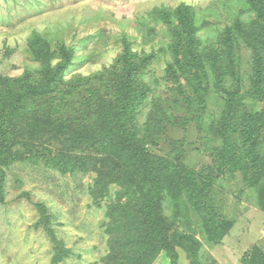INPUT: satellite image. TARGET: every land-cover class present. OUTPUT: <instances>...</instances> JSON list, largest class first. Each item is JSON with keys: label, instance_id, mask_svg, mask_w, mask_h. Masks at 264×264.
Wrapping results in <instances>:
<instances>
[{"label": "trees", "instance_id": "obj_1", "mask_svg": "<svg viewBox=\"0 0 264 264\" xmlns=\"http://www.w3.org/2000/svg\"><path fill=\"white\" fill-rule=\"evenodd\" d=\"M244 1L253 16L225 27L217 49L202 46L196 38L190 6L159 12L170 30L172 57L162 76L163 101L178 113L184 107L181 116L158 105L162 99L155 95L151 77L143 78L150 72L153 52L132 53L124 40L110 67L66 81L74 49L59 43L56 54L44 37L30 36L31 57L41 63L37 72L25 71L17 78L0 74V202L7 171L15 166L88 176L91 205L104 211L107 253L101 264H154L161 252L169 264H179L178 249L191 264H203L202 242L195 235L215 244L232 225L214 204L216 180L238 173L249 187L264 181V110L247 109L244 103H264V0ZM241 43L251 52L248 89L241 88L236 53ZM211 94L223 103L217 116L207 113ZM205 116L208 122H203ZM197 118L209 136H200L204 145L211 137L222 144L205 146L216 159L199 173L185 161L184 140L165 133L167 127ZM161 137L166 148L156 153ZM34 206L40 215L34 227H42L53 246L50 264H60L72 251L57 239L47 206ZM190 213L196 216L194 222ZM240 261L264 264V253L253 246Z\"/></svg>", "mask_w": 264, "mask_h": 264}, {"label": "rangeland", "instance_id": "obj_2", "mask_svg": "<svg viewBox=\"0 0 264 264\" xmlns=\"http://www.w3.org/2000/svg\"><path fill=\"white\" fill-rule=\"evenodd\" d=\"M182 4L190 6L194 13L196 38L201 45L215 49L222 46L225 27L236 20L246 23L253 16L244 0H0V74L17 78L25 71L37 72L41 63L32 59L27 45L34 34L44 37L56 54L59 43L74 49L66 81L110 67L127 40L132 53L155 54L147 72L150 76L145 73L143 78L147 81L151 77L155 95L162 99L157 104L162 108L167 105L169 111L181 116L184 107L178 113L163 101L166 88L162 76L172 57L168 48L170 30L159 12ZM236 53L242 74L241 88L248 89L251 52L241 43ZM57 60L54 58L53 62ZM220 99L214 94L208 97V114L217 116L223 109ZM244 103L247 109L264 110L263 102L247 99ZM147 112L149 107L143 111L141 120ZM203 122H208L206 116ZM199 123L197 118L190 124L165 129L172 138L184 140L185 161L198 173L216 159L205 146H222L213 137L204 145L200 136H209ZM157 142L154 151L162 153L166 140L161 137ZM5 178L4 201L0 202V264L51 263L52 243L42 227H34L40 218L34 202L47 206L53 214L57 239L72 251L60 264H101L107 253L101 228L104 211L91 205L86 191L90 177L60 176L15 166ZM212 198L232 225L215 244L206 243L198 233L195 235L202 242L203 264H242L241 256L253 246L264 253V181L249 187L238 173H227L214 183ZM164 214L171 218L169 210ZM195 217L192 213L188 216L193 222ZM193 222L191 227L198 228ZM178 254L179 264H191L185 251L178 249ZM154 264H169L164 252L159 253Z\"/></svg>", "mask_w": 264, "mask_h": 264}]
</instances>
